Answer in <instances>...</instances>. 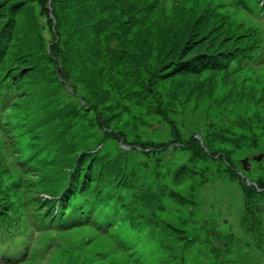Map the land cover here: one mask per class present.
I'll return each mask as SVG.
<instances>
[{"label":"rangeland","instance_id":"1","mask_svg":"<svg viewBox=\"0 0 264 264\" xmlns=\"http://www.w3.org/2000/svg\"><path fill=\"white\" fill-rule=\"evenodd\" d=\"M263 1L159 0L144 14L130 12L132 0L102 11L89 0H0L20 88L1 107L0 145L22 133L16 153L53 164L17 192V173L3 176L1 192L18 211L33 209V197L56 209L87 155L88 182L108 200L93 196L95 216L113 224L102 233L50 215L18 264H264V49L242 66L174 68L181 54L228 45L219 27L193 23L201 12L264 38Z\"/></svg>","mask_w":264,"mask_h":264},{"label":"trees","instance_id":"2","mask_svg":"<svg viewBox=\"0 0 264 264\" xmlns=\"http://www.w3.org/2000/svg\"><path fill=\"white\" fill-rule=\"evenodd\" d=\"M90 4H92L93 8L95 10H100L98 6L103 5L105 8H107V4L114 5L115 0H89ZM138 0H132L130 4V12H133V9L138 10L141 9L144 14H147L149 10L152 9L154 6V3H158L159 0H154V2L148 3V0H142V3H137ZM244 4V3H243ZM108 5V6H109ZM140 5V6H138ZM245 6V4H244ZM264 6V1H263ZM144 10H143V9ZM264 9V8H263ZM261 12V11H260ZM150 14V13H148ZM261 14H264V10L261 12ZM259 20H261L264 24V15L258 16ZM10 19V18H9ZM220 18H217V15L213 12H210L206 14L205 12H201L200 14H197L196 17L193 19V23H197L201 29L208 30L207 27L210 28H216L219 27L220 29L218 33L214 34L215 36L219 37L221 40L227 41L228 45L225 43H217L214 48L205 49V47L201 48L197 52L191 53L189 56L184 57L183 54H181L179 59L176 61V63H179L175 65L174 68H179L180 66H186L184 70H190L195 69L194 65L196 62H202L203 64H208L216 69L225 68L228 65H232L233 61H237L240 66H242V63L245 61H254L253 59L256 58L257 53L260 51V49H264V38L260 37V35H257V31L250 28L242 32H236L234 31V28L226 27L222 23ZM2 23V21H1ZM7 21L5 22V27L8 25ZM198 28V27H197ZM208 30V32L210 31ZM3 35V36H2ZM11 32L4 35L3 31L0 29V112L1 107L5 106L6 104L15 103L14 100H17L15 97L16 94L20 92L18 78L16 75L18 73L10 72V68L8 66L9 64V56L6 54V51L4 50V45L7 39L10 37ZM7 36L6 40L3 41V38ZM213 52V53H212ZM261 52V51H260ZM217 53L216 55H214ZM214 55V56H213ZM191 56V57H190ZM25 98V95H24ZM20 100V99H19ZM18 100V102H19ZM16 109V108H15ZM10 118L9 115H6V120ZM12 118L16 119L15 115L12 116ZM0 124L1 126L5 127L6 124L3 121V115L0 114ZM14 129V128H13ZM15 130V129H14ZM3 133L5 131H2ZM23 136L22 133H17L16 135L8 134L6 135V140L8 143L6 145L1 144L0 145V178L3 176H12L15 173H17L18 179L17 184L13 183L12 189L13 191H19L20 189H23V186L26 185L28 182H32L33 179L29 178V175L34 176L35 173L36 176L44 175L49 169L52 168L53 164H51V167H44L43 165H37L34 167L33 163V157L36 156V154L32 155V152L30 149L28 151H25L24 153H20L18 155L16 153L17 146H16V140L13 141V138H17ZM13 137V138H12ZM19 142V141H18ZM6 149V152H8L7 155H3L1 152V149ZM16 149V151H15ZM86 156L81 157V160L78 164V166L75 167L76 174H74V169H72L73 178L67 180L66 185L63 187V189L58 193L57 195V201L58 205L57 208H48L44 209L43 207L40 209L37 206L38 198L36 197L31 198V202L33 204V209H29L28 211H18V209H15L13 206H11V197H9L7 194L1 192L0 188V248L2 246L9 247L10 249H16L19 250V246L21 245L23 247L24 252L17 253L15 256H10L8 259H10L11 264H18V262H22L25 258H27L31 254V249L29 252H25V243H29L32 239V236H26L30 232L28 231L31 228V231L36 232L38 231V227L40 225L47 226L51 225V223L47 222L46 220L49 219V216L52 215L54 218H67V225L69 224H79L82 223L83 225H88L92 228H95L102 233H109L108 227L110 225L107 223V227L104 223H102L101 218L95 216V212H98L99 209L98 203L101 201V204L99 206H106L108 203L107 199H104L105 196L102 193L97 192L95 189L96 187L93 185L92 182H88V176L91 173H88V167L86 166ZM83 158V159H82ZM68 161V160H67ZM75 163V161H74ZM12 166V167H11ZM112 167V166H111ZM110 167V168H111ZM109 168V169H110ZM92 169L89 171L91 172ZM36 171V172H34ZM112 171H114L112 169ZM40 172V174H39ZM71 173V172H70ZM82 173V174H80ZM94 173H97L96 180H102L104 176L101 175V172L98 169H96V166H94ZM117 173V171H116ZM27 175V176H26ZM113 175V174H112ZM94 176V175H93ZM88 196L91 201V208L87 209L89 207L86 204ZM102 198L99 201H96L94 197ZM77 200H79V203H77ZM37 201V202H36ZM27 206L28 208V202H24V206ZM111 205V204H110ZM113 208L116 206L111 205ZM37 210H41L42 213L36 212ZM35 214H41L39 219L37 218V221H34L32 216H35ZM76 214V215H75ZM52 217V218H53ZM96 219L94 221L93 219ZM70 218V219H69ZM100 220V221H99ZM120 222V220H117V222ZM66 223H63V226ZM115 224V223H114ZM20 225H23L24 227H20ZM113 225V224H112ZM112 225H110L112 227ZM35 228V229H34ZM106 229V230H105ZM55 230V229H54ZM105 230V231H104ZM28 231V232H27ZM15 235L16 237H13ZM7 236V238H6ZM7 239V240H6ZM16 260V261H12Z\"/></svg>","mask_w":264,"mask_h":264},{"label":"water","instance_id":"3","mask_svg":"<svg viewBox=\"0 0 264 264\" xmlns=\"http://www.w3.org/2000/svg\"><path fill=\"white\" fill-rule=\"evenodd\" d=\"M261 158H262V154L254 157L255 160H260ZM241 162H242L243 168L245 170H247L248 169V164H249L248 158L242 159Z\"/></svg>","mask_w":264,"mask_h":264}]
</instances>
